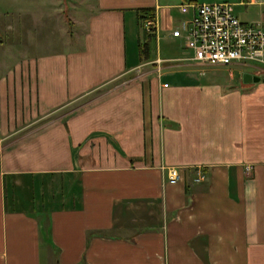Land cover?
<instances>
[{
	"label": "crops",
	"instance_id": "0c3cea01",
	"mask_svg": "<svg viewBox=\"0 0 264 264\" xmlns=\"http://www.w3.org/2000/svg\"><path fill=\"white\" fill-rule=\"evenodd\" d=\"M221 1L264 29V0H80L73 47L25 50L0 80V264H264V67L222 92L171 35Z\"/></svg>",
	"mask_w": 264,
	"mask_h": 264
},
{
	"label": "rangeland",
	"instance_id": "374dc122",
	"mask_svg": "<svg viewBox=\"0 0 264 264\" xmlns=\"http://www.w3.org/2000/svg\"><path fill=\"white\" fill-rule=\"evenodd\" d=\"M233 8L234 14L247 22L255 17L257 10L255 6ZM80 10V0H0V80L4 77L10 81L7 74L10 70L14 71V77L17 79L18 63L24 58L29 59V56H23L26 49L34 48L31 52L38 55L54 51L67 52V47H73L76 44V28L79 31L75 20L81 18L80 13L78 14ZM254 66L264 67L257 62L232 66L202 64L199 75L202 84L218 85L223 92L226 89L249 85L240 81L243 73L254 72ZM166 76L165 81L168 83L176 81L173 74ZM74 106L71 105L60 112Z\"/></svg>",
	"mask_w": 264,
	"mask_h": 264
},
{
	"label": "built area",
	"instance_id": "2783aa9c",
	"mask_svg": "<svg viewBox=\"0 0 264 264\" xmlns=\"http://www.w3.org/2000/svg\"><path fill=\"white\" fill-rule=\"evenodd\" d=\"M259 0H240L239 5L255 4ZM233 3L221 1L211 3H184L181 13H190L182 20L171 35L181 38L185 48L192 51V59L204 65H246L257 62L264 65V29L254 23L241 22L234 14ZM148 34L155 32V22L148 19L143 23ZM166 86V84H164ZM177 168L167 169L170 182L180 179ZM205 175L197 171L196 180Z\"/></svg>",
	"mask_w": 264,
	"mask_h": 264
},
{
	"label": "trees",
	"instance_id": "16d2710c",
	"mask_svg": "<svg viewBox=\"0 0 264 264\" xmlns=\"http://www.w3.org/2000/svg\"><path fill=\"white\" fill-rule=\"evenodd\" d=\"M138 20H139V24L143 27V23L148 20V19H153L154 18V14L152 12V10L150 8H144V9H140L138 11ZM144 30V29H143ZM145 32V31H144ZM153 34H147L145 32V34L143 35V41L140 42L139 44V52H140V58L141 59H146V54L149 51V46H150V40Z\"/></svg>",
	"mask_w": 264,
	"mask_h": 264
},
{
	"label": "water",
	"instance_id": "95a60500",
	"mask_svg": "<svg viewBox=\"0 0 264 264\" xmlns=\"http://www.w3.org/2000/svg\"><path fill=\"white\" fill-rule=\"evenodd\" d=\"M260 77L257 75H253L251 73H243L242 74V82L243 83H252V82H258L260 81Z\"/></svg>",
	"mask_w": 264,
	"mask_h": 264
}]
</instances>
